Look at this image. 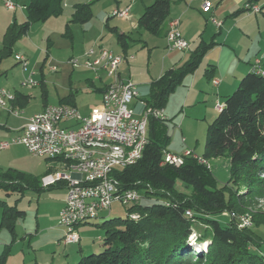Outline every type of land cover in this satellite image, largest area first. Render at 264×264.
Listing matches in <instances>:
<instances>
[{"label":"trees","instance_id":"1","mask_svg":"<svg viewBox=\"0 0 264 264\" xmlns=\"http://www.w3.org/2000/svg\"><path fill=\"white\" fill-rule=\"evenodd\" d=\"M172 1L152 0L138 18V28L160 36ZM257 1L249 0L248 3L257 5ZM63 2L29 0L25 7L26 20L21 24L12 23L6 30L0 63L4 57L12 54L15 43L28 33L33 24L60 16ZM93 2L74 5L73 14L66 25L68 37L69 24L80 26L92 19ZM114 33L117 44L125 53L128 37L116 31ZM212 46L200 43L184 64L166 71L153 82L146 107L162 110L169 96L181 85L186 75L198 68ZM261 70L263 74H256L250 68V72L241 78L237 88L225 99L209 124L205 135L201 158L205 161L228 159L232 186L244 184L254 189L264 188L262 67ZM169 139L165 125L149 118L147 144L142 156L134 165L115 170L113 177L119 193L137 191L142 196L141 200L152 203L141 205L139 200L127 205L125 218L103 221L99 226L103 230L101 253L81 255L75 264H264V253L259 248L263 241L252 229L239 227L233 218L224 224L217 219L225 212L233 213L235 207L226 186L219 187L211 172L192 157L185 158L180 167L161 165L162 152L166 150ZM259 174L263 178H259ZM177 183L189 190L190 194L179 191ZM63 187L64 183L60 182L47 188ZM43 189L39 178L14 169H0V191L6 196H17L13 206L0 201V229L9 232L11 245L16 241L15 223L25 217V212L17 209V202L26 191L39 192ZM186 211H190L191 216H187ZM133 214L138 216L137 219L130 218ZM196 222L205 227L195 240L198 245L208 243L204 251L189 246ZM9 248L6 246L2 258L7 256Z\"/></svg>","mask_w":264,"mask_h":264},{"label":"rangeland","instance_id":"2","mask_svg":"<svg viewBox=\"0 0 264 264\" xmlns=\"http://www.w3.org/2000/svg\"><path fill=\"white\" fill-rule=\"evenodd\" d=\"M63 1V11L60 16L52 17L51 19L53 20H49L50 22H47V20L34 24L30 28L28 38L25 36L21 37L14 45L12 54L4 57L2 60L1 69H4L6 73L0 76V83L5 82L7 79L9 85L22 89V92L31 96L29 103L22 110H19V117H15V115L9 113L7 110L0 108V118H8L11 124L16 126L17 124L20 125L22 122H26L27 116L37 113L42 109L41 96L43 93L47 102L52 106L58 105L60 99L62 100V98L72 94L83 116H89L98 106V93L93 92L89 88L86 79L90 76V79L95 81L97 79L96 72L93 73V71L82 70L81 68L73 70L68 65V61L70 59H77L80 63L82 62L84 53L94 46L92 41L97 38L100 28L105 26L108 12L109 16L111 15L112 12L110 10L113 8L114 3L113 0H94L91 5L93 16L90 23L88 22L89 24L86 26L69 24L70 37H68L66 35V25L68 24L67 18L70 12L73 11L74 5L85 4L87 0ZM260 7H262V13L255 15L242 14L244 22H241L237 26L236 33L239 32L241 35L243 32L244 35L240 37L237 34V44L233 49L240 61L244 60L248 54L251 61H254L255 58L260 59L262 65L264 64V22L260 20L257 26L256 18L264 19V4L260 5ZM108 23L109 27H112L113 24H118L119 20L112 17L108 20ZM246 27H248V30L245 29ZM105 36H109V31L106 28ZM109 37L106 39L107 42ZM233 37L232 35L231 39ZM114 48L116 47L114 46ZM47 52L50 54L49 61L47 64H43ZM16 53L23 54L28 59L30 64L26 72H23L21 64L15 61L14 56ZM52 67H56L57 70L55 72L50 71ZM31 71L35 72V76L30 75ZM243 76L245 74L241 72L238 77V83ZM42 78L44 79L42 81L44 83L41 86L26 84V81H29V79H31L32 83H37ZM173 101L168 106V112H172L173 108H176ZM178 122V120L175 121L178 125L175 127L176 129L173 128L171 122H167L171 138L168 143L170 148L166 150L169 153L181 156L184 149H187L200 156L203 153L207 130L203 129V124L189 125L186 123L181 133L178 130L180 128V123ZM173 129L176 132L172 134ZM1 136L2 134L0 133V140ZM183 138L185 139L184 144L181 143ZM208 162L209 168L206 167V169L211 172L219 187H227L231 195V201L235 203L233 213L225 212L217 217V219L224 224L233 218L239 227L252 229L262 239L263 243L259 248L264 253V188L254 189L244 184L232 186L229 182V160L216 159ZM56 164L55 161L32 156L20 144L13 145L5 151H0V168L5 170L9 168L17 169L31 177L39 179L51 172L63 170L56 166ZM259 178H263V175L259 174ZM176 186L179 191L188 195L190 194V191L185 190L180 183H177ZM60 192L51 188H44L39 192L34 190L26 191L23 197L19 199L17 209L25 212V217L23 220H18L15 223L16 240L18 242H16L17 245H11L10 242L12 240L9 232L0 229V264H17L20 256H23L25 264H36L34 259L37 264H44L45 261L48 264H75L81 255L87 256L101 253L103 230L99 226L103 221L126 217L127 206L119 202H113L109 212L103 211L100 213L99 218L90 221L88 225L78 226L79 243L63 245L59 241L62 228L57 226L58 218L55 208V203L57 202L55 193ZM16 200V195L6 196L4 192L0 191V201L13 206ZM151 203V201L146 200L140 201L141 205ZM38 204L40 205L39 210ZM204 229L205 227L199 222L194 224L192 235H190L193 239L189 243L190 248L197 251H204L207 248V242L200 245L195 242ZM6 246L10 247L9 252L7 256L2 258Z\"/></svg>","mask_w":264,"mask_h":264},{"label":"built area","instance_id":"3","mask_svg":"<svg viewBox=\"0 0 264 264\" xmlns=\"http://www.w3.org/2000/svg\"><path fill=\"white\" fill-rule=\"evenodd\" d=\"M12 9L9 1L2 3ZM210 7L208 1L202 4L203 10ZM247 15L258 14L259 5L247 3L244 7ZM112 16L128 19L129 9H116ZM220 26L215 20L212 21ZM166 47L169 51L187 50L188 43L181 36L178 21L168 23ZM25 70L27 60L19 55L14 57ZM124 58L104 48H90L84 53L80 63L70 59L68 64L73 68L83 67L93 72H103L112 79L102 93V113L96 118L82 117L75 107L58 105L47 107L40 113L32 115L20 130L18 136L0 141V151L13 145H23L35 157L56 160L62 171H55L40 179V185L47 188L63 182L66 195L58 217V227L63 229V245L79 243L77 226L99 218L103 211H110L113 202L131 205L140 199L137 191L119 193L117 181L113 177L115 170L134 165L142 156L147 144L148 119L162 120V110L144 107L141 115H136L131 104L137 97L134 84L118 78V68ZM252 71L263 74L261 60L255 59ZM52 67L50 71L55 72ZM27 83H32L31 79ZM213 85L218 81L213 80ZM15 96L0 87V108L18 116L19 111L12 109L11 102ZM221 105L216 109L220 110ZM192 157L199 164L209 168V162L185 150L181 156L162 152L161 165L180 167L185 158ZM191 216L190 211H186ZM131 215V219H137Z\"/></svg>","mask_w":264,"mask_h":264},{"label":"crops","instance_id":"4","mask_svg":"<svg viewBox=\"0 0 264 264\" xmlns=\"http://www.w3.org/2000/svg\"><path fill=\"white\" fill-rule=\"evenodd\" d=\"M3 1L6 0H0V50L3 46L2 43L7 28L12 23L21 24L26 20L25 7L29 2V0H9L13 4V8L8 9L2 4ZM91 1L92 0H87L86 3ZM204 1L209 2L210 7L208 10L202 9V4ZM248 1L249 0H173L170 6L171 11L165 23L164 30L160 36H156L139 29L137 26L138 18L142 12H144L145 7L152 3V0H113L114 6L111 8L110 12L116 9L128 8L129 18L123 19L115 17L117 20H119V23L113 24L112 27H109L108 20L114 16H109L108 12L106 17L107 19L105 20V26L100 28L97 38L92 41L94 45L93 48L108 49L115 55L123 56L124 60L118 68V78L122 81H131L136 88L137 97L131 104V108L133 109L137 118L141 115L144 107L146 106V100L149 98V90L153 82L160 79L166 71L174 70L184 64L200 43L212 44L213 46L203 56L198 68L193 73L186 75L181 85L178 86L173 92L174 94L172 93L173 95L171 94L169 96L167 103H165V107L162 109L163 119L159 120L165 125L167 136L169 138H171V135L167 122H171L173 124V128L176 129L175 127L178 125L175 123V121L178 120V123H180V128L178 130H180L181 133L183 132L182 128L186 123L189 125L198 123L203 124V129L207 130L209 124L213 122L216 114L218 113L216 106L223 105L225 99L237 88L238 77L240 73L242 72L245 75L246 73H249L252 62L255 61H251L248 54L244 60L240 61L237 58L235 50L233 49V47H235L237 44V34L240 37L244 35L243 32L241 35L239 32L236 33V28L241 22H244L242 14L245 13L244 7ZM256 4L259 6L263 5L264 1L258 0ZM260 8V13H262V7ZM73 11L70 12L69 17L67 18L68 22L71 19L70 16L73 14ZM236 12H239L240 14H235ZM49 20L53 19L49 18L47 22H50ZM173 20L178 21L180 34L188 43L187 50L181 52L169 51L166 47L165 36L168 29V23L170 21L173 22ZM213 20L220 24V26L217 27L212 22ZM260 20H263L264 22V19L256 18L257 26L259 25ZM89 23L87 22L83 26H86ZM104 27L107 31H109L110 37L105 36ZM245 29L248 30V27ZM29 31L26 35H24L26 38L29 36ZM114 31L119 34H124L128 37V49L125 53L117 44ZM232 35L234 36L233 39H231ZM108 37L109 40L107 42L106 39ZM114 46L116 48H114ZM116 49L117 51H115ZM16 55L20 54L16 53L15 56ZM20 56L24 57L25 55L22 54ZM49 57L50 54L47 52L43 64L48 63ZM26 60L27 67L25 70L23 68L21 69L23 72L28 70V66L30 64L28 59ZM1 63L0 76L6 73L4 69H1ZM68 65L71 66L70 64ZM261 66L263 68L264 64ZM70 68L73 70L80 68L82 70H88L83 67L73 68L71 66ZM239 70H241V72H239ZM95 74L97 75V81L95 80L96 82L90 79V76L86 78L89 88L93 92L98 93L99 96V103L95 111L91 112L89 116H83L78 109L75 98L72 94L62 98V100L60 99L58 105H68L69 107H75L82 117L97 118L102 113V93L105 87L112 82V79L107 77L101 71L96 72ZM30 75L35 76V72L31 71ZM210 76L211 79H209ZM213 80L218 81V85H213ZM42 81H44L43 78L37 83H27L26 81V84H33L32 86H41L42 83H44ZM0 87L8 90L13 94V96H15L11 102V107L16 111H19L20 109L22 110L31 99V96L22 92V89H17L14 86L9 85L7 79L5 82L0 83ZM41 97L42 109L37 113H40L47 107L52 106L47 102L44 93ZM172 100H174L173 102L175 103L176 108L174 107L172 112H168V106ZM61 101H63V103H61ZM34 114L27 116V120ZM15 117H19V115ZM27 120L26 122H22V124H17L16 126L11 124L8 118H0V133L2 134L0 141L8 140L16 135L18 136L21 128L26 123H28ZM174 129L172 130V134L176 132ZM181 143H185L184 138L182 139ZM168 148H170V146H167L166 149ZM185 150L187 149H184V151ZM195 155L201 157L202 153L200 156L197 154ZM56 166L61 168L58 163ZM0 169L5 170L3 168ZM56 190L61 191L60 193H55V197L57 199L55 208L58 218L64 204L63 200L65 199L66 189L63 187ZM38 206L39 210L40 205L38 204ZM62 236L63 229H61V235L59 236L60 242L62 240ZM16 242L18 241L16 240L14 242L15 245H17ZM34 262L37 264L35 259ZM17 264H25L23 256L19 257ZM44 264H48V262L45 261Z\"/></svg>","mask_w":264,"mask_h":264},{"label":"water","instance_id":"5","mask_svg":"<svg viewBox=\"0 0 264 264\" xmlns=\"http://www.w3.org/2000/svg\"><path fill=\"white\" fill-rule=\"evenodd\" d=\"M140 195V194H139ZM142 196L140 195V199L139 200H141L142 198H141ZM133 215H135V214H133ZM131 216V215H130Z\"/></svg>","mask_w":264,"mask_h":264}]
</instances>
